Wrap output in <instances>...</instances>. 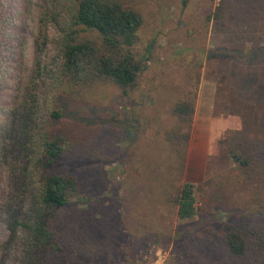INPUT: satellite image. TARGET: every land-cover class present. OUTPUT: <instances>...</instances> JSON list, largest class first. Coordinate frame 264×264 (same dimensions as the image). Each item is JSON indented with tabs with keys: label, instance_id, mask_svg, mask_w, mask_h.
<instances>
[{
	"label": "rangeland",
	"instance_id": "374dc122",
	"mask_svg": "<svg viewBox=\"0 0 264 264\" xmlns=\"http://www.w3.org/2000/svg\"><path fill=\"white\" fill-rule=\"evenodd\" d=\"M184 1H131L145 16L139 54L150 58L128 97L110 80L88 89L62 83L60 26L50 28L39 53L43 0L20 2L16 70L0 86V264L25 262L23 233L10 242L9 220L13 212L26 216L37 200L38 140L47 128L65 132L86 150V157L60 166L78 176L80 187L56 219L68 238L78 229L84 235L92 230L89 264H229L223 223L264 199V176L246 182L228 176L240 169L231 151L258 154L264 166V2ZM219 5L224 17L207 21ZM198 75L191 139L197 114V125L211 126V133L198 177L189 167V157L197 156L190 139L181 183L194 184L196 204L194 215L181 219L173 204L162 198L149 204L143 197L156 183H167L154 172L165 160V131L172 123L166 93L194 89ZM32 90L39 96L33 145L22 131ZM58 108L61 117L55 118ZM144 160L154 166L150 179Z\"/></svg>",
	"mask_w": 264,
	"mask_h": 264
},
{
	"label": "trees",
	"instance_id": "16d2710c",
	"mask_svg": "<svg viewBox=\"0 0 264 264\" xmlns=\"http://www.w3.org/2000/svg\"><path fill=\"white\" fill-rule=\"evenodd\" d=\"M21 1L0 0V86L3 80L8 83L16 70ZM131 1L43 0L36 47L42 53L48 44L50 28L60 26L62 83L71 88L78 85L80 89L84 85L88 89L101 79L110 80L124 96L130 95L145 71V61L150 58L143 60L140 57L138 44L145 16ZM184 2L187 4L188 0ZM223 17V6L219 5L215 11L207 14L206 19L210 22ZM199 81L198 75L194 89L176 87L166 93L167 98H172L169 104L172 123L165 131V160L154 172L166 177L167 183H156L148 190L149 195L143 197L149 204L160 201V198L173 204L178 207L181 219L193 216L196 204L194 184L181 181L193 129ZM26 100L28 106L22 131L33 145L37 132L34 126L39 96L32 90L28 92ZM52 115L61 117V110L54 109ZM38 141L39 165H35L38 175L37 200L26 216L12 213L9 241H14L22 231L26 241L24 264H68V259L73 260V264H89L87 255L93 252L90 249L92 230L89 228L84 235L78 229L68 238L62 227L63 221L56 219L57 212L69 205L70 198L80 187L78 176L60 166L67 161H79L86 157V150L71 143V138L65 132H58L54 128L44 130ZM231 156L240 169L229 173V178L237 177L239 182H246L264 176V166L259 162L261 158L258 154L247 156L231 151ZM28 162L24 171L28 170L31 160ZM145 163L144 172L149 178L154 166L147 161ZM142 167L139 170L144 174ZM223 185L225 183L221 182ZM143 189L147 191L145 187ZM187 228L192 231V226ZM222 229V244L229 264H264V199L243 207L234 220L223 223Z\"/></svg>",
	"mask_w": 264,
	"mask_h": 264
},
{
	"label": "crops",
	"instance_id": "0c3cea01",
	"mask_svg": "<svg viewBox=\"0 0 264 264\" xmlns=\"http://www.w3.org/2000/svg\"><path fill=\"white\" fill-rule=\"evenodd\" d=\"M199 102H200V100H199ZM207 103H210V102H207ZM197 112H198V110H197ZM197 120H198V114L196 115V119H195V127H194V131H193L192 139H191V148L193 147L197 151L196 160H198V161H197V163L194 164V162L196 160L189 157V167L191 168L193 166L195 168V170L193 172H195L196 176L198 177L200 175H203V171H204L203 167H204V162H205L204 160H206L207 152L209 149V136L211 133L210 132L211 126L205 125L201 129L197 125ZM189 156H190V154H189Z\"/></svg>",
	"mask_w": 264,
	"mask_h": 264
}]
</instances>
